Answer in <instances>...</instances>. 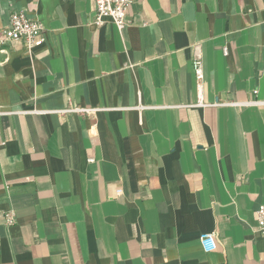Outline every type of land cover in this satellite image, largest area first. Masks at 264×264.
Wrapping results in <instances>:
<instances>
[{
  "label": "crops",
  "instance_id": "crops-1",
  "mask_svg": "<svg viewBox=\"0 0 264 264\" xmlns=\"http://www.w3.org/2000/svg\"><path fill=\"white\" fill-rule=\"evenodd\" d=\"M94 7L0 0V264H264V0ZM21 9L41 46L2 37Z\"/></svg>",
  "mask_w": 264,
  "mask_h": 264
},
{
  "label": "built area",
  "instance_id": "built-area-1",
  "mask_svg": "<svg viewBox=\"0 0 264 264\" xmlns=\"http://www.w3.org/2000/svg\"><path fill=\"white\" fill-rule=\"evenodd\" d=\"M133 0H94L95 7L93 11V23L103 25L106 21L111 22L118 30H122L127 25V14L130 4ZM2 37L6 40L23 42L28 48L41 46L46 41V32L43 23L35 16L28 14L25 10H13L8 19V25L2 31ZM222 51L227 54V48L223 47ZM192 70L195 78L197 89V104L203 105L202 91L204 69L199 44L193 46ZM257 90H253L256 95ZM257 99H251L246 102H225L216 104L228 105H248L259 104ZM207 105V104H206ZM91 160V159H90ZM121 190H117L120 194ZM4 222L7 225L15 223V213L5 211L3 213ZM255 221L258 232L264 241V203H261L255 209ZM199 243L205 252L213 250L215 244V234L213 232L201 233L198 237Z\"/></svg>",
  "mask_w": 264,
  "mask_h": 264
}]
</instances>
